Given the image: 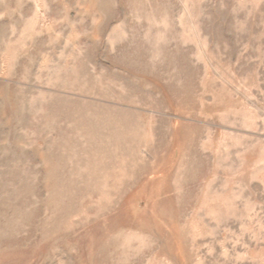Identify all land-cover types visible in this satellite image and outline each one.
<instances>
[{
	"label": "rangeland",
	"instance_id": "obj_1",
	"mask_svg": "<svg viewBox=\"0 0 264 264\" xmlns=\"http://www.w3.org/2000/svg\"><path fill=\"white\" fill-rule=\"evenodd\" d=\"M0 264H264V0H0Z\"/></svg>",
	"mask_w": 264,
	"mask_h": 264
}]
</instances>
